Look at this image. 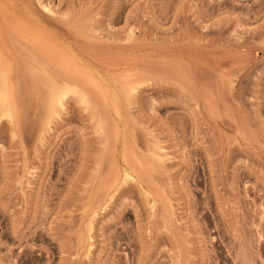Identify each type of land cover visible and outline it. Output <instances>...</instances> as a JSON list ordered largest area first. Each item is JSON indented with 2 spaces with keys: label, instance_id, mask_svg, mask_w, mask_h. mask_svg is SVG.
<instances>
[{
  "label": "rangeland",
  "instance_id": "rangeland-1",
  "mask_svg": "<svg viewBox=\"0 0 264 264\" xmlns=\"http://www.w3.org/2000/svg\"><path fill=\"white\" fill-rule=\"evenodd\" d=\"M0 65V264H264V0H0Z\"/></svg>",
  "mask_w": 264,
  "mask_h": 264
},
{
  "label": "bare ground",
  "instance_id": "bare-ground-1",
  "mask_svg": "<svg viewBox=\"0 0 264 264\" xmlns=\"http://www.w3.org/2000/svg\"><path fill=\"white\" fill-rule=\"evenodd\" d=\"M1 65H2V64H1ZM1 65H0V67H1ZM0 69H1V68H0ZM1 78H2V77H1ZM2 83H3V81H2ZM2 86H3V85H2ZM3 89H4V87H3ZM1 91H2V89H1ZM1 91H0V92H1ZM7 92H8V91H7ZM2 94H3V93H2ZM2 98H3V97H2ZM0 99H1V98H0ZM5 103H6V102H5Z\"/></svg>",
  "mask_w": 264,
  "mask_h": 264
}]
</instances>
